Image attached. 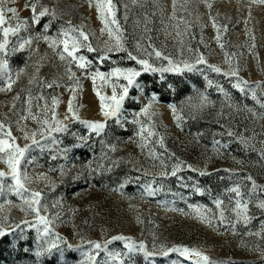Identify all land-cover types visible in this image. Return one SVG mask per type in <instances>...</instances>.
<instances>
[{"label":"rangeland","instance_id":"374dc122","mask_svg":"<svg viewBox=\"0 0 264 264\" xmlns=\"http://www.w3.org/2000/svg\"><path fill=\"white\" fill-rule=\"evenodd\" d=\"M33 3L37 12L42 7L55 9L56 18L45 16L36 24ZM96 3L0 0L4 26L21 24L18 33H9L5 52L0 53V61L6 60L8 65L7 74L0 72V121L11 128L16 144L29 145L20 170L32 178L25 185L29 191L22 195L12 191L11 170L4 162L6 156L0 154V171L6 173L0 179V224L6 230L0 237V264H81L89 252L94 264H195V259L178 253L163 256L162 245L165 249L175 245L196 249L211 264H264V208L259 207L264 203V2L112 0L116 23H111L109 14L107 25L100 19ZM69 21L87 33L88 43L97 49L89 52L82 47L77 54L91 62L87 70L80 69L77 61L61 60L60 49L42 38L47 35L59 43ZM117 37L123 50L110 52L101 61ZM29 38L32 43L21 49L20 44ZM3 41L0 29V43ZM155 51L175 62L190 63L202 53L208 64L219 66L222 72L205 64L198 65L201 71L195 72H142L136 78L142 89H129L119 121L105 118L100 96L109 103L115 84L119 98L120 85L127 82L123 77L108 76L94 81L93 74H108L117 67L140 71L129 52L155 67L167 66ZM234 68H238V76L224 75ZM9 75L14 81L11 89ZM238 79L247 82L243 92L235 87ZM50 83L51 88L47 87ZM73 90L74 110L82 120L106 121L99 135L67 112ZM202 95L207 101L198 109L195 106ZM150 102L149 116H138ZM54 115L68 129L48 136L42 124L45 119L53 123ZM136 120L145 126L144 139L138 135ZM153 125L164 137L163 146L159 136H147ZM34 132L37 143H33ZM0 139L7 136L0 134ZM180 161L197 170L182 166L171 175L173 165ZM164 172L168 175H161ZM236 187L239 197L231 191ZM148 188L155 190L154 195L147 194ZM31 191L42 194L40 213L51 221L50 234H43L42 225L41 232L33 226L37 217L25 204ZM216 200L223 203L218 207ZM237 200L247 205V223L238 221ZM221 210L223 221L219 220ZM57 234L63 239L57 240ZM117 235L131 240L111 239ZM88 241L102 246L111 242L97 255ZM53 242L58 246L46 251ZM133 242H144L155 255L129 253L126 245Z\"/></svg>","mask_w":264,"mask_h":264},{"label":"snow or ice","instance_id":"6c2138e0","mask_svg":"<svg viewBox=\"0 0 264 264\" xmlns=\"http://www.w3.org/2000/svg\"><path fill=\"white\" fill-rule=\"evenodd\" d=\"M207 2V0H205ZM264 2V0H262ZM89 3L91 5L92 0H89ZM208 8L212 7L211 3L207 4ZM31 11L33 13V20L36 24L40 23L41 18L45 16H49L52 19H55L57 14L55 9H49L48 7H42L39 12H37V5L35 3L30 5ZM96 7L99 9L100 13V19L104 21L105 25L109 23L107 19V15H111L113 19L111 20L112 24L116 23V20L114 19L115 12L113 11L114 5H112V0H97ZM9 12H15V9H8ZM175 15V13H173ZM51 22V21H50ZM49 22V23H50ZM27 22L25 21V24ZM6 24L5 20V15H4V10L0 8V29L3 31V36H4V41L3 43H0V53L5 52L6 44H7V37L9 33H12L15 35L21 30V24L17 23L15 27H12L10 24L8 26H4ZM69 27L62 32L63 39L60 40L59 43H57L55 40H53L52 37L44 35L42 38L45 41L50 42V47L60 49L58 51L59 58L61 60H65L66 58L69 61H77L78 62V67L83 70H87V68L90 65V61L87 60V58L83 55H77L82 47H86L89 52H95L97 49L93 48L89 41L88 34L83 32L81 28L78 27H73L71 26V22H68ZM213 24L215 26V21H213ZM226 31V28H225ZM37 39H40V35L38 34ZM216 39L219 41L220 40V35H219V29L217 30V36ZM32 43L31 38L25 40L22 44H20V48L23 49L25 45H30ZM62 45V48H61ZM221 48L224 47L223 44L220 45ZM123 50V45L119 42V37H117V43L114 46L108 47L106 51H104L103 55L100 57L101 61L108 56L110 52H119ZM151 55V53L149 54ZM154 55L157 58H163L164 60L167 61V66H161V67H155L153 64L149 62L148 59H137L136 56H133L132 53H128V56L132 60H136L137 63L141 66V70L138 71L135 68H113L112 71L108 74L102 73L97 71L96 73L93 74L92 78L95 81L97 78L100 79H105L106 76L108 77H123V79L127 82L125 84H121L120 88L122 89V94L117 98L116 95V85H113V94L110 97V102L105 103V97L100 96L101 104H102V113L105 118H115L117 121L120 119V112L122 109V104L127 97L129 93V89L133 86L137 87L138 89H142V86L137 83V77H139L142 72H153V73H182L184 71L188 72H195V71H201L197 66L200 64H205L207 65L208 68H210L212 71L220 73L222 72V69L213 64H208L207 60L205 59L204 55L202 53L198 54V58L195 60V62H188L186 60L181 61V62H175L172 59H170L168 56H163V54L160 51H155ZM39 69H37V72ZM0 72L2 73H8V65L7 61L3 60L0 61ZM224 75L227 76H238V68L231 69L230 71L224 72ZM71 76L75 78V73H71ZM9 83H8V89H11L12 81L11 76H8ZM55 83V81L53 82ZM243 84H247L246 81H242L238 79L237 84L235 87H237L240 91H244V87L242 86ZM208 85H212V81H208ZM53 84H47V87L51 88ZM217 87L220 88L221 91H223V88L219 85ZM256 87H260L259 84L256 85ZM99 95V93H97ZM227 95V93H225ZM252 96L253 98H256V92L255 90L252 91ZM76 99V94L75 91L73 90V96L68 102V107H67V112L71 114V118H74L75 120L79 121L80 123L85 124L91 131L95 132L97 135L102 133L105 128H106V121L105 122H94V121H86L82 120L80 116L78 115V110H74L73 106V100ZM155 97H153V100ZM205 101H207V97L203 96L201 97V103L196 105L195 107L198 109H203L205 107ZM53 105H56L58 101L56 98H53ZM29 105H31V96H29ZM152 107V102H150L147 106L141 109L139 113H137L138 116H149V109ZM173 113L175 114L176 108L175 105L171 106ZM29 112H31V107H29ZM151 115H155V113H151ZM26 119V117H25ZM32 119H36L35 116L32 117ZM69 119V116H65V120ZM177 121L180 120V117H176ZM136 123L140 124V131L138 132V135L141 137V139L145 138V126L143 122L140 120H136ZM42 127L44 128V131L47 132L48 136H51L53 132H65L68 129V125L63 123L60 120L55 119V115L53 116V123H49L47 119L43 121ZM154 125L152 127H149L147 130V136H159V143L161 146L164 145V137L162 135H159L157 132L153 130ZM0 134L6 135L7 139H0V154H3L6 156V159L4 162L7 164L8 168L11 170L10 176L11 180L14 182L11 190L15 191L17 194L22 195L23 192L29 191L25 187L27 182H30L32 179L27 175V173H22L20 170V162L24 157V153L28 150L29 145H25L24 147H20L18 144L15 143L16 138L12 136L11 134V128L7 127L3 123V121H0ZM231 135V133H229ZM36 133L34 132L32 134L33 136V143H37L35 141ZM43 135V133H41ZM25 139H28L27 133H25ZM242 142H245L243 138H241ZM218 143V142H217ZM142 146V145H141ZM113 151L115 148L113 147ZM150 155H153L150 153ZM172 155H175L174 153ZM3 158V157H0ZM161 164H163V161H161ZM182 166H186L187 168L196 171L197 169L193 167L191 164L185 165V162L180 161L173 165L172 170H171V175L175 176L177 172L181 171ZM206 173H201V175H204ZM161 175H168L167 172L161 173ZM6 176V173L3 171H0V179L4 178ZM41 178H43L41 174ZM251 179V177H249ZM254 187L255 183L253 182ZM3 189L0 187V193H2ZM154 189L148 188L147 194L148 195H154ZM232 192L236 193V195L239 197L241 195L239 187L231 189ZM202 194V193H201ZM41 198L42 194L39 191H31L30 192V199L25 201V204L27 205V210L34 212L35 216L37 217L34 227H36L37 232H41V225L43 234L47 235L50 234L52 231L51 229V221L46 217L41 215L40 213V204H41ZM216 205L219 207L223 202L221 200H216L215 201ZM259 207L264 208V203H261ZM236 216L239 220H243L244 223H247L250 219V217L247 215V205H241L240 200L236 201ZM201 219H204L206 223L211 224L212 221L208 220L207 217L201 215ZM225 219V214L224 211L221 210L219 213V220L223 221ZM24 223H29L28 221H24ZM6 234V230L3 226V224H0V237L4 236ZM58 234H57V240H62ZM112 240H124V241H129L131 240L130 237H126L124 235H117L111 238ZM111 241H106L104 245L102 246L100 242L98 241H88L87 243L91 245L95 250L96 254H99V251L102 249L107 250V245ZM58 246L57 243L53 242L50 243L49 247L46 249V251H51L52 249L56 248ZM127 249L129 253H144L146 257H152L155 255L153 252H149L147 250V245L144 242H140L138 245L133 242V243H128ZM69 248H72V245H68ZM162 252L161 254L163 256H168L170 253H178L181 257H185L188 259H195V264H211L210 258L203 254L202 252L189 248L184 245H175L172 247L164 248V246H161ZM88 259L87 261H82L81 264H94V257L91 252L87 254ZM120 264H123V261L120 262Z\"/></svg>","mask_w":264,"mask_h":264}]
</instances>
